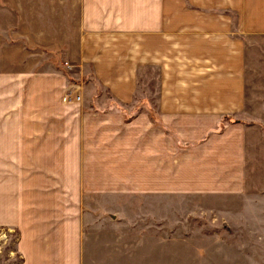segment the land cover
Wrapping results in <instances>:
<instances>
[{
    "label": "crops",
    "instance_id": "0c3cea01",
    "mask_svg": "<svg viewBox=\"0 0 264 264\" xmlns=\"http://www.w3.org/2000/svg\"><path fill=\"white\" fill-rule=\"evenodd\" d=\"M51 57L124 110L67 100ZM153 71L157 96L126 119ZM6 170L22 264H82L107 194L237 198L225 225L264 233V0H0Z\"/></svg>",
    "mask_w": 264,
    "mask_h": 264
},
{
    "label": "rangeland",
    "instance_id": "374dc122",
    "mask_svg": "<svg viewBox=\"0 0 264 264\" xmlns=\"http://www.w3.org/2000/svg\"><path fill=\"white\" fill-rule=\"evenodd\" d=\"M50 61L68 76V91L74 97L79 95L78 102H83L86 108L104 112L124 110L104 87L88 78L89 74L81 77L77 72H69L57 58L51 57ZM157 84L155 71L140 79L136 94L139 103L125 110L126 119L144 111L142 100L145 96H157ZM10 173L11 170H6L0 183L6 190L14 183ZM109 195L104 201L108 207L105 217L95 222L89 218L82 244V264H264V233L226 226L221 218L225 208L240 207L237 198L197 196L184 200L170 193L164 201L150 202L143 192L123 193L119 199ZM4 203L6 198L0 190V220L11 213ZM113 209H119L116 215ZM19 234L17 227L0 226V264H22Z\"/></svg>",
    "mask_w": 264,
    "mask_h": 264
},
{
    "label": "built area",
    "instance_id": "2783aa9c",
    "mask_svg": "<svg viewBox=\"0 0 264 264\" xmlns=\"http://www.w3.org/2000/svg\"><path fill=\"white\" fill-rule=\"evenodd\" d=\"M66 65L70 68L71 66L66 62ZM65 98L67 100H75V101H81V97L78 95L76 97L73 96V94H71V92H67L66 95H65Z\"/></svg>",
    "mask_w": 264,
    "mask_h": 264
}]
</instances>
